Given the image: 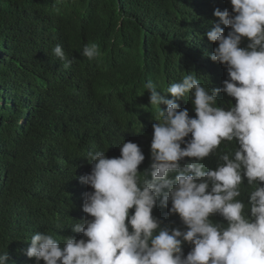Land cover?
<instances>
[{
  "label": "trees",
  "instance_id": "trees-1",
  "mask_svg": "<svg viewBox=\"0 0 264 264\" xmlns=\"http://www.w3.org/2000/svg\"><path fill=\"white\" fill-rule=\"evenodd\" d=\"M217 8L231 11L228 0H0V252L7 251L6 264H34L25 253L36 232L61 243L81 238L71 227L85 218L84 193L91 189L79 177L90 173L89 152L119 157L120 145L133 142L145 156L138 171L149 167L155 110L147 81L160 92L192 72L205 87L222 86L226 70L208 58L217 45L206 36L218 23ZM93 43L100 54L88 61L81 50ZM56 45L69 67L54 56ZM217 101L235 104L224 93ZM179 104L195 116L188 97ZM234 146L225 142L218 151ZM204 163L215 169L217 158ZM170 206L155 207L153 216L162 227L183 230L179 217L168 215ZM210 219L224 223L219 215ZM190 250L183 246L185 256Z\"/></svg>",
  "mask_w": 264,
  "mask_h": 264
},
{
  "label": "clouds",
  "instance_id": "clouds-1",
  "mask_svg": "<svg viewBox=\"0 0 264 264\" xmlns=\"http://www.w3.org/2000/svg\"><path fill=\"white\" fill-rule=\"evenodd\" d=\"M228 3L231 11H213L218 23L206 33L217 45L208 58L226 70L222 86L205 87L189 72L160 90L168 99L147 81L155 110L149 167L138 171L145 156L133 142L120 145L119 157L89 152L90 173L79 177L91 189L84 193L85 218L71 227L81 238L61 243L52 233H34L25 253L34 264H264V0ZM52 52L70 66L61 45ZM81 52L88 61L100 54L95 43ZM220 93L235 104L219 105ZM185 97L194 117L180 108ZM225 142L235 146L218 151ZM210 156L215 169L204 163ZM169 204L168 215L178 216L183 230L162 227L153 216L155 207ZM216 215L224 223L210 219ZM8 259L0 252V264Z\"/></svg>",
  "mask_w": 264,
  "mask_h": 264
}]
</instances>
